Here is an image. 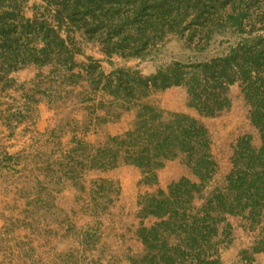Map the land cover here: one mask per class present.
<instances>
[{
  "label": "trees",
  "instance_id": "trees-1",
  "mask_svg": "<svg viewBox=\"0 0 264 264\" xmlns=\"http://www.w3.org/2000/svg\"><path fill=\"white\" fill-rule=\"evenodd\" d=\"M8 1V2H7ZM50 17L26 18L21 0H0V79L33 63L51 66L68 85L86 82L128 111L138 108L134 127L97 150L95 167L119 162L141 170V183L158 184L165 161L183 157L197 181L181 178L150 195L144 217L160 220L139 232L151 264H221L214 238L226 217L245 216L253 222L264 213V34L252 37L244 0H42ZM250 1V0H248ZM235 29L247 35L224 56L205 62L172 61L146 76L139 70L115 69L106 74L99 60L79 64L73 35L82 33L100 46L109 60L146 58L165 39L177 36L185 46L203 52L215 33ZM78 70L75 72V70ZM0 80V81H1ZM239 84L250 119L261 138L255 148L250 137L240 139L226 186L217 188L201 207L194 205L215 176L218 165L211 152L208 129L186 113H169L148 102L152 93L172 87L186 89L188 107L213 118L231 107L229 90ZM120 160V161H119ZM160 234H175L171 245ZM260 250L255 248V251ZM158 261V262H157Z\"/></svg>",
  "mask_w": 264,
  "mask_h": 264
},
{
  "label": "rangeland",
  "instance_id": "rangeland-1",
  "mask_svg": "<svg viewBox=\"0 0 264 264\" xmlns=\"http://www.w3.org/2000/svg\"><path fill=\"white\" fill-rule=\"evenodd\" d=\"M21 2L24 15L32 13L34 17L36 1ZM244 2L253 25L246 30L254 31L252 37L264 34V0ZM37 11L50 17L43 5L36 15ZM73 37L81 51L75 54L77 63H87L86 58L93 57L106 74L124 68L146 76L175 60L205 62L224 56L249 38L227 28L213 35L205 51L196 52L170 35L146 58L114 56L109 60L100 46L88 42L82 33ZM38 93L44 106L36 107L29 139L23 140L20 133L15 139L20 144L5 145L0 163V264H151L139 232L160 220L144 217V207L159 189L168 192L173 182L184 177L196 181L185 158L165 161L157 171L158 184L153 186L141 183L142 172L133 165L119 162L114 168H97L93 162L97 150L134 127L138 108L124 111L118 103L113 104L111 97L92 92L86 82L68 85L59 72L44 79ZM152 94L148 102L166 117L169 113H186L209 131L218 169L194 200V205L201 207L215 189L225 188L238 141L250 137L255 148L261 146L260 134L251 123L250 106L239 84L229 90L231 107L213 118L201 117L188 107L183 87ZM229 216L231 222L226 217L218 225L214 242L219 254L213 259L224 257L228 263V251L238 246L242 255L238 264H248L251 253L247 248L256 235L244 234L243 227L254 226L244 220H248L247 215ZM160 236L175 245V234Z\"/></svg>",
  "mask_w": 264,
  "mask_h": 264
},
{
  "label": "crops",
  "instance_id": "crops-1",
  "mask_svg": "<svg viewBox=\"0 0 264 264\" xmlns=\"http://www.w3.org/2000/svg\"><path fill=\"white\" fill-rule=\"evenodd\" d=\"M34 1L37 3L33 8L34 17H36L37 15L39 16L38 11L36 15V10L40 8L41 5L45 7V3L42 0ZM25 17L29 19L34 18L32 13L26 14ZM50 73L51 66L39 67L33 63H29L19 70L12 71L10 74L5 75L4 79L8 80L7 84L0 79V163L5 154V145L8 143H17V141L20 144V140H15L19 138L20 133L22 134L23 140L27 141V139H29V130L31 127H34L35 123L34 116L36 107L37 105L44 106L41 103L44 99H41V95L38 92L40 91V86L44 79H49L53 76ZM1 75L0 73V77H2ZM43 95L44 94H42V96ZM228 217L230 218V216H227V221L231 222V219ZM244 220L249 221L252 226H254L253 229L243 227L244 234L256 235L253 244L247 248V251L251 253V258L248 261L246 260V262L248 264H264V213L256 222L250 219L247 220L246 218ZM141 243L144 245L143 241ZM255 248H259L260 250L255 251ZM240 249L241 248L238 249V246L230 249L228 251L229 254H231L229 262H225L224 257H220V262L222 264H238L242 256L240 255Z\"/></svg>",
  "mask_w": 264,
  "mask_h": 264
}]
</instances>
